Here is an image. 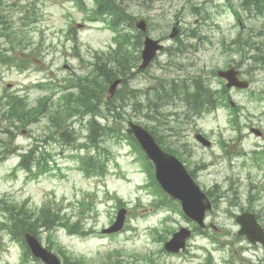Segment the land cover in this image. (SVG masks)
Returning a JSON list of instances; mask_svg holds the SVG:
<instances>
[{"label": "rangeland", "instance_id": "rangeland-1", "mask_svg": "<svg viewBox=\"0 0 264 264\" xmlns=\"http://www.w3.org/2000/svg\"><path fill=\"white\" fill-rule=\"evenodd\" d=\"M117 1L135 17L125 22L126 31L138 35L135 24L143 17L149 35L163 39L167 48L148 69L128 79L123 94L138 89L139 100L147 103L148 95L156 94L161 85L198 74L220 87L217 70L230 65L237 66L242 77L251 82L248 89L231 91L233 101L241 107L239 126L232 123V111L227 107L201 117H185L188 107L179 99L161 108L163 115L158 121L148 116L155 111L135 109L133 101L127 105L121 100L128 112L110 125L121 130L134 120L146 127L154 126L164 147H177L202 188L213 190L215 206L207 223L218 229L208 226L206 233L195 232L184 252H166L158 237L170 239L180 227L193 228L194 224L178 209L160 206L157 194L144 187L147 173L129 142L118 137L99 138L98 158L108 171L102 177L88 176L80 167V155L88 150L83 147L89 143L87 120L71 118L65 122L66 128L73 125L70 142L62 144L48 138L54 131L50 114L58 106V98L68 91L64 79L86 75L89 61L97 51L109 49L115 33L102 22L87 20L73 0H0V18L6 17L10 27L0 20V55L14 57L9 64H0V264H44L31 253L24 256L21 243L3 230V201L26 203L31 211L54 203L72 223L80 221L86 230L93 229L86 236L69 233L63 227H58L52 237L47 232L41 234L42 243L52 245L53 251L58 253V245H63L74 258L82 257L87 264L118 257L127 264H205L209 251L216 264H264V247L238 234L240 226L235 216L250 208L264 222V160L257 162L254 158L255 151H264V136L251 132L252 127L264 131V58L259 55L256 60L252 47L242 51L235 42L240 34L243 40L251 37L250 42L264 56V15L243 11V0ZM88 3L93 5L91 0ZM234 6L240 9L241 20ZM25 9L29 12L23 17ZM175 25L179 33L173 38L170 35ZM74 31L77 44L72 38ZM33 49L35 54L30 53ZM20 60L26 61V69L19 68ZM40 81L51 83V89L35 88ZM8 94H13L7 97L10 100L19 97L30 107L38 106L42 97L51 96L49 111L37 121L13 129L11 122L1 116L8 109L4 98ZM105 114L107 118L98 116L101 125L113 120L108 111ZM198 132L213 141L211 148L196 140ZM31 148L37 150L36 156L51 154V171L31 176L20 167L22 155ZM30 159L26 158L25 163ZM114 196L129 209L126 226L116 234L102 235L101 230L115 220L118 211ZM236 197L238 202L234 204Z\"/></svg>", "mask_w": 264, "mask_h": 264}, {"label": "trees", "instance_id": "trees-1", "mask_svg": "<svg viewBox=\"0 0 264 264\" xmlns=\"http://www.w3.org/2000/svg\"><path fill=\"white\" fill-rule=\"evenodd\" d=\"M83 10L88 12L90 20L103 19L109 23L111 28L116 31L115 46H111L107 51L96 52L94 61L91 64L92 68L88 70L86 75H76L71 79V86H75V91H70L64 95V100L67 102V107L59 109L54 115V119H64L65 117L71 118L73 116H80L81 118L89 117V141L97 146L99 145V138L101 137H120L121 130L118 128L110 127L111 124H115V118H123L125 110L123 105L118 102L106 101V90L107 86L114 79L122 76L127 79L132 75V69L137 66L140 59V47L142 45L141 35H135L126 31L124 24L126 21L133 20L134 17L127 11L121 8L120 3L117 0H92L94 5L90 6L86 0H75ZM241 7L244 11H256L259 14L264 15V0H243ZM234 12L239 20L242 19L241 11L234 7ZM250 38L243 40V36L240 34L235 42L239 45L240 50L248 52V48L252 47L256 53L253 55L254 58H264L261 55V51L255 46V43L250 42ZM260 55V58L258 57ZM260 61V60H258ZM193 84H184L183 89H177L174 91L175 94L179 93L184 96V101L190 108V112L194 116H202L205 111H211L216 109L220 105H226L230 107L228 101V91L223 88L214 91L209 85H205L201 77L193 79ZM119 92V97L122 101L126 102V96ZM173 94L164 87L158 90V94H155L153 104L157 107L163 101L169 102L173 99ZM14 105L10 110V114L15 116V119L19 123H25L29 118L36 116L39 113V109H27L19 99H14ZM42 108V107H41ZM40 108V109H41ZM240 110V108H237ZM235 109L233 114V120H238V110ZM108 111L113 120L105 125H101L98 121V116L108 117L105 112ZM7 114V115H10ZM58 126L59 122L57 121ZM26 124V123H25ZM237 125V123H235ZM126 138L132 141V144L137 148L143 160V163L149 173L151 182L150 185L154 186L158 190L160 189L156 179L152 165L147 160L145 154L142 152L139 145L134 141L133 138L124 134ZM66 140L70 142V136L66 137ZM177 152L176 149H172ZM257 155L255 158L257 162L264 160V152ZM98 154L92 155L87 154L83 157V167L89 174H104L106 172L104 165L97 156ZM22 160L21 165L25 167L30 173L38 175L46 172L49 168L48 159L44 161H36L38 169L33 171V167L30 162L25 163V159ZM34 165V163H33ZM3 212L5 219L2 221V226L5 228L10 235L17 239L23 249L24 254L28 255L30 250L28 249L24 234L31 232L39 235L41 230L51 232L55 230L58 225L66 226L72 232H79L86 234L87 231L81 230L80 221H76L70 224L69 216L62 215L61 209L54 208L51 204H45L38 211H31L29 207L23 203L17 202H4ZM60 251L65 257L66 264H86L81 259L72 258L67 254L66 249L60 247ZM102 264H126L122 260H106Z\"/></svg>", "mask_w": 264, "mask_h": 264}, {"label": "water", "instance_id": "water-1", "mask_svg": "<svg viewBox=\"0 0 264 264\" xmlns=\"http://www.w3.org/2000/svg\"><path fill=\"white\" fill-rule=\"evenodd\" d=\"M137 27L143 32L147 31V22L141 19L137 23ZM177 27H174L171 37L178 34ZM164 49L163 44L158 39L147 35L144 39V49L142 52V63L140 68H146L152 60L157 56L158 52ZM240 71L236 67L227 70L219 71V75L225 78L228 87L237 86L247 88L249 82L239 78ZM122 79H116L109 87V93L113 97L117 91ZM129 134H134L141 143L148 156L156 164L157 177L163 188L173 197L178 198L183 206L185 213L196 220L201 225H204V218L207 210L212 208L211 202L206 193L203 192L197 182L192 178L185 165L176 158V156L164 151L157 143L155 137L143 128L132 121L129 122ZM259 133L258 130H254ZM197 138L206 146H210L211 142L202 135H197ZM125 210L119 212L117 221L104 232H115L123 228L125 222ZM238 222L242 225L241 234L247 235L252 242L260 241L264 244V229L256 220L253 213L245 212L237 217ZM191 235V231L187 228H182L179 232L173 235V238L166 244V248L170 251L178 252L181 248H185L186 240ZM26 239L37 256L45 260L47 264H61L60 259L49 249L45 248L35 235L26 234Z\"/></svg>", "mask_w": 264, "mask_h": 264}, {"label": "bare ground", "instance_id": "bare-ground-1", "mask_svg": "<svg viewBox=\"0 0 264 264\" xmlns=\"http://www.w3.org/2000/svg\"><path fill=\"white\" fill-rule=\"evenodd\" d=\"M178 104V103H177Z\"/></svg>", "mask_w": 264, "mask_h": 264}]
</instances>
